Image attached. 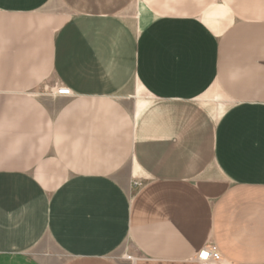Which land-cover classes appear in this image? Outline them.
<instances>
[{
  "label": "crops",
  "instance_id": "obj_1",
  "mask_svg": "<svg viewBox=\"0 0 264 264\" xmlns=\"http://www.w3.org/2000/svg\"><path fill=\"white\" fill-rule=\"evenodd\" d=\"M174 2L0 0V264H264V0Z\"/></svg>",
  "mask_w": 264,
  "mask_h": 264
},
{
  "label": "built area",
  "instance_id": "obj_2",
  "mask_svg": "<svg viewBox=\"0 0 264 264\" xmlns=\"http://www.w3.org/2000/svg\"><path fill=\"white\" fill-rule=\"evenodd\" d=\"M57 96L69 97L70 91L64 87H57L54 91ZM126 260L131 264H232L223 260L214 247H204L194 257L186 261H158L148 258H134L127 256Z\"/></svg>",
  "mask_w": 264,
  "mask_h": 264
},
{
  "label": "rangeland",
  "instance_id": "obj_3",
  "mask_svg": "<svg viewBox=\"0 0 264 264\" xmlns=\"http://www.w3.org/2000/svg\"><path fill=\"white\" fill-rule=\"evenodd\" d=\"M154 3H155V5H156V7H157V9H155L156 10V12L158 13V14H163V11H169V10H171L169 7H171V6H173L174 5V0H154ZM153 3V4H154ZM58 9L60 10V11H62L63 10V7H62V5L59 3L58 4ZM57 87H59V86H56V85H54V91H55V88H57ZM39 91H38V93L40 94V95H42V96H48V95H50V94H52L53 92H52V90H50L49 89V86L46 84V85H43L42 87H40V89H38ZM217 99H212V101L214 102L213 104H214V106H216L217 105V101H216ZM133 101V103H134V100H132ZM139 101L141 102V101H143V99H139ZM214 108V107H213ZM38 254H40V253H38ZM41 255V254H40ZM127 256H131V257H134V258H138V257H136L135 256V253H134V250H132V249H127L126 250V252H125V254L123 255V257L121 258V260L122 261H125V262H128L127 260H126V257ZM130 263V262H129ZM131 264V263H130Z\"/></svg>",
  "mask_w": 264,
  "mask_h": 264
}]
</instances>
